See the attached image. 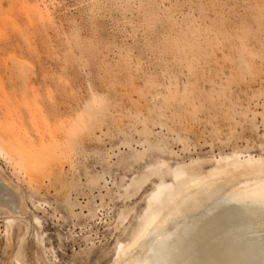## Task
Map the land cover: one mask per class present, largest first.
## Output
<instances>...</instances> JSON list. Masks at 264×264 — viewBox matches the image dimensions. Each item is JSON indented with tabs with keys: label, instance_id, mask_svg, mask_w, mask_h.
<instances>
[{
	"label": "rangeland",
	"instance_id": "374dc122",
	"mask_svg": "<svg viewBox=\"0 0 264 264\" xmlns=\"http://www.w3.org/2000/svg\"><path fill=\"white\" fill-rule=\"evenodd\" d=\"M248 157L264 0H0V264H167Z\"/></svg>",
	"mask_w": 264,
	"mask_h": 264
},
{
	"label": "bare ground",
	"instance_id": "6f19581e",
	"mask_svg": "<svg viewBox=\"0 0 264 264\" xmlns=\"http://www.w3.org/2000/svg\"><path fill=\"white\" fill-rule=\"evenodd\" d=\"M244 161L261 177L253 182L238 180L241 185L211 205L204 220L193 224L188 239L177 247L167 264H264V167L259 158L248 157ZM216 182L214 178L194 179V191L181 197V203L186 199L196 200L199 193L207 192ZM3 191L1 186L0 199ZM158 213L145 220L128 247L156 230ZM166 219L163 216L161 221ZM11 223L9 219L7 224ZM151 256L147 255L138 264H149Z\"/></svg>",
	"mask_w": 264,
	"mask_h": 264
},
{
	"label": "snow or ice",
	"instance_id": "6c2138e0",
	"mask_svg": "<svg viewBox=\"0 0 264 264\" xmlns=\"http://www.w3.org/2000/svg\"><path fill=\"white\" fill-rule=\"evenodd\" d=\"M100 101H102V98H96V97H93V99H92V103H98V102H100Z\"/></svg>",
	"mask_w": 264,
	"mask_h": 264
}]
</instances>
